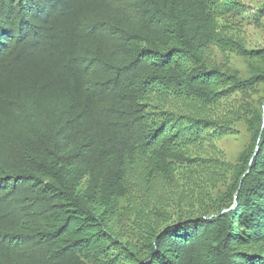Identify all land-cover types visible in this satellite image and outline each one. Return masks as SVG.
I'll list each match as a JSON object with an SVG mask.
<instances>
[{"label":"trees","instance_id":"trees-1","mask_svg":"<svg viewBox=\"0 0 264 264\" xmlns=\"http://www.w3.org/2000/svg\"><path fill=\"white\" fill-rule=\"evenodd\" d=\"M247 7L0 0V264H264Z\"/></svg>","mask_w":264,"mask_h":264},{"label":"rangeland","instance_id":"rangeland-1","mask_svg":"<svg viewBox=\"0 0 264 264\" xmlns=\"http://www.w3.org/2000/svg\"><path fill=\"white\" fill-rule=\"evenodd\" d=\"M248 6L242 17L241 23L245 39L250 48H264V8L259 12L257 8L264 5V0H244ZM223 146V145H221ZM240 151V140L229 139L224 142V153L227 161H234ZM176 194V193H175ZM177 197H180L176 194ZM174 209V206L171 210Z\"/></svg>","mask_w":264,"mask_h":264}]
</instances>
